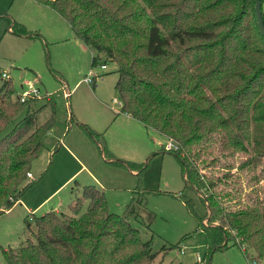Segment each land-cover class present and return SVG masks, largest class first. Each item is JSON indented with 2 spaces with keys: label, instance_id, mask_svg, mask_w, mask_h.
<instances>
[{
  "label": "trees",
  "instance_id": "16d2710c",
  "mask_svg": "<svg viewBox=\"0 0 264 264\" xmlns=\"http://www.w3.org/2000/svg\"><path fill=\"white\" fill-rule=\"evenodd\" d=\"M33 1L67 22L90 51L91 67L114 62L113 88L122 101L121 113L176 144L175 150H161L175 158L183 187L195 191L205 206L203 220L214 246L204 254V264H209L212 250L227 245H238L245 254L246 248L252 249L264 264L261 189L255 195L257 188L251 185V194L242 199L240 189L229 194L217 188L239 170L250 172L247 180L253 183L264 179V38L257 29L253 0ZM7 31L39 36L8 19ZM1 72L0 213L38 180L22 186L31 162L44 148L43 136L55 122L50 98L20 102ZM46 107L47 117L38 121ZM77 125L98 145L97 133ZM213 148L226 161L245 156L236 163L223 162L222 176L210 177L200 170L212 163L213 157L203 156ZM99 151L107 163L136 172L131 192L138 197H131L129 212L144 192L157 193L142 186L147 160H120L103 146ZM258 166L260 172L254 173ZM184 204L193 210L189 201ZM32 221L33 230L26 224L29 236L13 248L1 249L6 264H151L156 255L126 215L107 211L104 193L94 185L82 186L67 211L49 210Z\"/></svg>",
  "mask_w": 264,
  "mask_h": 264
},
{
  "label": "rangeland",
  "instance_id": "374dc122",
  "mask_svg": "<svg viewBox=\"0 0 264 264\" xmlns=\"http://www.w3.org/2000/svg\"><path fill=\"white\" fill-rule=\"evenodd\" d=\"M29 2L47 13L36 9L30 13L25 0H0V69L11 81L14 95L32 85L38 89L40 98H50L55 122L42 138L43 150L30 165V173L33 174L31 179L38 180L23 190L19 203H14L0 213V264H6L1 249L13 248L29 236V230L34 229V216L43 214L49 208H57L59 212L67 211V205L80 196L84 185L101 188L107 211L126 215L140 238L150 241L151 250L156 253L151 264H198L195 252L204 259V254L214 246L211 230L203 220L206 209L195 191L183 187L179 164L175 158L161 150L165 137L134 119L126 120L121 114L115 113L120 108L114 107L113 110L110 107L111 98L118 99L113 88L117 78L114 62L106 61L103 69L100 65L91 67L89 50L78 49L67 22L49 7L32 0ZM7 19L22 23L27 30L39 36L29 38L8 32ZM60 37L68 40L60 42ZM91 69L97 72L94 83L81 82ZM48 113L46 107L39 114L38 121L45 119ZM70 114L73 116L71 121ZM76 122L85 124L97 133L98 145ZM80 138L87 142L86 146H78L83 154L78 153L73 144H77ZM63 144L74 152L85 168L77 160L74 161L72 155L69 156ZM99 146L105 147L120 160L136 163L147 160L142 186L157 190V193L144 192L140 196L141 202L135 204L129 212L131 197H138L131 192L137 185L136 172L107 163ZM214 148L203 156L205 160L213 157L212 163L200 170L210 177L222 176L225 172L223 162L228 164V161L233 160L236 163L245 156L241 154L226 161V157L219 156ZM49 150L54 151V154H49ZM260 169L258 166L253 172L259 173ZM88 171L95 179L88 176ZM249 173L245 170L234 171L217 188L222 187L221 191L229 194L235 188L240 189L243 199L245 195L251 194L250 186L254 184L257 188L255 195L261 189V195L264 196V179L258 184L253 183L247 180ZM144 175L150 177L149 181L144 179ZM31 179L26 177L22 186ZM202 191L207 193L206 190ZM184 201H189L192 211ZM22 202L31 208L38 207L28 211ZM195 215L202 219L198 221ZM27 223L29 230L26 229ZM175 243L176 247H169ZM245 252L238 245H227L223 249L212 250L209 264H263L254 258L252 249L246 248Z\"/></svg>",
  "mask_w": 264,
  "mask_h": 264
},
{
  "label": "crops",
  "instance_id": "0c3cea01",
  "mask_svg": "<svg viewBox=\"0 0 264 264\" xmlns=\"http://www.w3.org/2000/svg\"><path fill=\"white\" fill-rule=\"evenodd\" d=\"M29 1H31V0H25V4L27 5V7L29 8V11H30V13H33L34 12V9H36V10H38V11H40L41 9H39V8H37V6H33V4H31V2H29ZM33 1V0H32ZM38 4V3H37ZM262 6H263V8H264V0H261L260 1V8H261V13H262V15H263V19H264V9L262 8ZM50 9V8H49ZM42 12H44L45 14L47 13V12H45L44 10H41ZM50 16H51V14H49ZM58 15V14H57ZM51 17H53V16H51ZM21 21V20H20ZM23 22V21H22ZM24 23V22H23ZM27 24V23H26ZM57 25H61V24H57ZM69 26V25H68ZM70 28V27H69ZM60 32V31H59ZM60 33H63V32H60ZM73 33V32H72ZM73 36H72V38H73V41H74V43H75V45L78 47V49H79V47H80V49H87L88 50V48L78 39V38H76L75 36H74V34H72ZM63 37H60V39H59V41L60 42H62V41H66V40H68V38H66V39H62ZM76 41V42H75ZM90 52V51H89ZM95 78V77H94ZM94 78H93V83H94ZM83 79V78H82ZM82 79H81V82H83L82 81ZM94 88H95V86H93ZM115 113H119V114H121V116L124 118V119H126V120H133V118H131L130 116H128L127 114H125V113H121V111H119V112H116V111H114ZM135 120V119H134ZM81 141V142H80ZM72 142V141H71ZM73 143V142H72ZM74 144V147H75V150L78 152V153H81V154H83L82 152H81V149L78 147V146H80V144L81 145H83V146H86L87 145V142H86V140H84V139H82V138H80V139H78V142H77V144L76 143H73ZM63 146H64V150L66 151V152H68L69 154V156L71 157V155H72V159L74 160H77L78 162H80L81 163V161H80V159L74 154V152L66 145V144H63ZM81 147V146H80ZM54 150V149H53ZM48 153L50 154V153H52V155L54 154V151L53 152H51L50 150L48 151ZM74 160V161H75ZM81 167H84L85 168V166H84V164H82L81 163ZM77 172V170L76 171H74V172H72L71 173V175L70 176H68V178L66 179V180H64V182L63 183H65L66 181H68L75 173ZM31 174V178H33V174L32 173H30ZM91 176L92 178H94L95 179V176L90 172V171H88V176ZM31 178H29V179H31ZM55 192V191H54ZM53 192V193H54ZM18 203L20 202V199H18V201H17ZM22 204L26 207V209L29 211H32V210H35L37 207H38V205L36 206V207H34V208H31L29 205H25L23 202H22ZM41 204V203H40ZM39 204V205H40ZM50 210H52V211H55V212H59V210L57 209V208H49ZM46 210L47 211H49L48 209H45V212H46ZM6 211V210H5Z\"/></svg>",
  "mask_w": 264,
  "mask_h": 264
},
{
  "label": "built area",
  "instance_id": "2783aa9c",
  "mask_svg": "<svg viewBox=\"0 0 264 264\" xmlns=\"http://www.w3.org/2000/svg\"><path fill=\"white\" fill-rule=\"evenodd\" d=\"M100 68L103 69L105 68L104 65H100ZM97 76V72L95 73L94 71H92V69L84 75L82 81L86 84H90L92 83L93 81V78ZM1 78L5 79V78H8L7 74L3 71L1 72ZM32 98V97H36L38 98L39 97V94H38V89L32 85H29L27 87V89L25 90H22L20 94L16 95V98L22 102L24 101L25 99L27 98ZM111 105L110 107L114 109V107H119L121 108L122 106V101L118 98V99H115V98H111ZM162 146V145H161ZM163 149L164 150H175L176 149V144L174 143V141L170 140V139H165V142L163 144ZM26 177L27 178H31V174L30 172L26 173ZM181 254L183 253L182 250L179 251ZM195 261L198 263V264H204V259H202V256H200V254L198 252H195Z\"/></svg>",
  "mask_w": 264,
  "mask_h": 264
},
{
  "label": "water",
  "instance_id": "95a60500",
  "mask_svg": "<svg viewBox=\"0 0 264 264\" xmlns=\"http://www.w3.org/2000/svg\"><path fill=\"white\" fill-rule=\"evenodd\" d=\"M253 10L258 32L264 38V23L261 16L260 0H253Z\"/></svg>",
  "mask_w": 264,
  "mask_h": 264
}]
</instances>
